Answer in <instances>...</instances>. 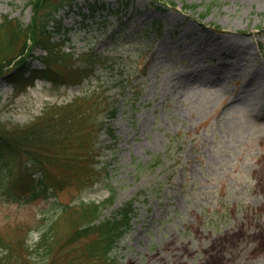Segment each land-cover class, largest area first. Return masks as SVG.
Returning <instances> with one entry per match:
<instances>
[{
  "label": "rangeland",
  "instance_id": "1",
  "mask_svg": "<svg viewBox=\"0 0 264 264\" xmlns=\"http://www.w3.org/2000/svg\"><path fill=\"white\" fill-rule=\"evenodd\" d=\"M31 2L0 0V24L26 28ZM54 19L53 42L91 75L60 88L37 81L20 96L0 77V127L95 94L68 128L69 155L87 170L50 168L70 179L30 203L8 199L0 171V264H109L88 256L94 236L67 243L60 210L112 197L101 220L130 202L134 213L111 264H264V0H71ZM47 54L36 48L31 68ZM84 172L96 176L80 187ZM50 226L46 257L38 231Z\"/></svg>",
  "mask_w": 264,
  "mask_h": 264
},
{
  "label": "trees",
  "instance_id": "2",
  "mask_svg": "<svg viewBox=\"0 0 264 264\" xmlns=\"http://www.w3.org/2000/svg\"><path fill=\"white\" fill-rule=\"evenodd\" d=\"M65 1L71 0H32V19L26 28L19 21L9 18L0 24V77L5 78L19 96L35 86L38 80L60 88L80 85L91 75V71L68 64L76 54L65 50L62 44L54 43L48 29ZM172 5L175 6V3ZM198 6L186 5L184 8L196 11ZM39 46L47 50L48 54L43 68L32 69L29 58ZM61 63L65 65H60ZM95 97L94 94L66 105L51 106L26 127H0V171H6L4 192L9 200L30 203L57 196L70 176L57 178L50 172V168L55 166L69 172L87 170L78 164L85 160L84 157L69 155L72 131L68 128L75 118L83 117L95 107V103H92L91 108L82 107L84 102V106H87L90 101H95ZM110 132L114 134V131ZM23 157L27 161L20 162L21 169L16 170L15 163L22 161ZM85 163L86 161L80 165ZM95 176V173L90 172L78 174L79 186L83 187L84 181L88 183ZM110 200L101 204L81 201L76 207L63 204L60 210L61 215L67 217L72 226L67 243L94 236L95 239L87 245L88 256L107 259L109 264L112 262L110 254L114 245L130 227L134 213L133 203L130 202L114 218L101 220L103 207ZM38 232L37 247L43 248L46 257H49L54 248L55 227L39 229Z\"/></svg>",
  "mask_w": 264,
  "mask_h": 264
},
{
  "label": "bare ground",
  "instance_id": "3",
  "mask_svg": "<svg viewBox=\"0 0 264 264\" xmlns=\"http://www.w3.org/2000/svg\"><path fill=\"white\" fill-rule=\"evenodd\" d=\"M204 48H205V46H204ZM206 48H207V45H206ZM262 91H264V87L262 88Z\"/></svg>",
  "mask_w": 264,
  "mask_h": 264
}]
</instances>
